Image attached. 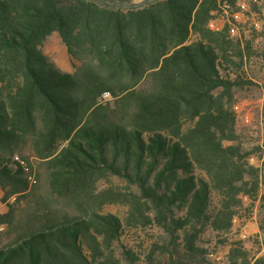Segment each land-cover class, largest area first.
Wrapping results in <instances>:
<instances>
[{"label":"trees","instance_id":"1","mask_svg":"<svg viewBox=\"0 0 264 264\" xmlns=\"http://www.w3.org/2000/svg\"><path fill=\"white\" fill-rule=\"evenodd\" d=\"M263 2L0 0V264H216L205 232L220 264H264L227 238L264 186L235 109L264 72ZM53 33L72 73L41 50Z\"/></svg>","mask_w":264,"mask_h":264},{"label":"rangeland","instance_id":"2","mask_svg":"<svg viewBox=\"0 0 264 264\" xmlns=\"http://www.w3.org/2000/svg\"><path fill=\"white\" fill-rule=\"evenodd\" d=\"M241 7L245 8L243 1H241ZM253 20H255V18ZM237 21L246 24L245 34H247L250 30L251 23L247 21V18L242 14L237 15ZM221 23L220 19H216L212 23V27H220ZM41 50L43 54L63 72L72 73L74 66H78V63L72 60L56 33L51 34L45 40L41 46ZM257 82L258 89L255 91L248 90L241 93V100L235 107L239 132L241 131V133L246 136L245 140L247 141L245 142L247 145H250L251 143L261 145L264 140V72L259 73ZM263 160L264 153L261 154L260 158L257 157V159L251 162L261 166ZM29 179H32V177ZM29 181L32 183L31 180ZM115 182L120 186H124V183L121 181L115 180ZM261 190L253 213L251 215H244L245 213L242 212L241 218L233 221L231 232L227 235L228 241H241L244 247L255 257H264V186ZM2 197L0 190V213H5L8 211V205L14 202V198L3 201ZM125 211V207L120 205L107 206L104 208L105 213L116 215L119 218L124 217ZM135 235H138V242H143V246L159 239L160 236L158 230L140 231L133 233L132 236ZM198 243L210 253L209 259L211 261L220 264V262L224 260L227 247L218 244V241L216 237H213V234L205 232L200 237Z\"/></svg>","mask_w":264,"mask_h":264},{"label":"water","instance_id":"3","mask_svg":"<svg viewBox=\"0 0 264 264\" xmlns=\"http://www.w3.org/2000/svg\"><path fill=\"white\" fill-rule=\"evenodd\" d=\"M108 10L136 9L159 0H85Z\"/></svg>","mask_w":264,"mask_h":264},{"label":"built area","instance_id":"4","mask_svg":"<svg viewBox=\"0 0 264 264\" xmlns=\"http://www.w3.org/2000/svg\"><path fill=\"white\" fill-rule=\"evenodd\" d=\"M103 97L108 99V98H110V95H109V93H104V94H103ZM30 178H31V177H30ZM29 180H31L32 182L34 181V180H33V177H32V179H29Z\"/></svg>","mask_w":264,"mask_h":264}]
</instances>
